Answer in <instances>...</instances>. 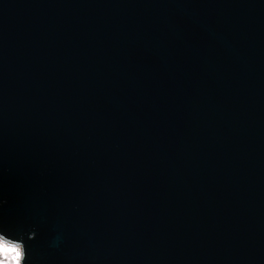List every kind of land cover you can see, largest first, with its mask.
<instances>
[{
	"label": "water",
	"instance_id": "95a60500",
	"mask_svg": "<svg viewBox=\"0 0 264 264\" xmlns=\"http://www.w3.org/2000/svg\"><path fill=\"white\" fill-rule=\"evenodd\" d=\"M0 231L24 264H264V0H0Z\"/></svg>",
	"mask_w": 264,
	"mask_h": 264
},
{
	"label": "clouds",
	"instance_id": "9594fccd",
	"mask_svg": "<svg viewBox=\"0 0 264 264\" xmlns=\"http://www.w3.org/2000/svg\"><path fill=\"white\" fill-rule=\"evenodd\" d=\"M26 256L23 239L12 238L0 231V264H24Z\"/></svg>",
	"mask_w": 264,
	"mask_h": 264
}]
</instances>
